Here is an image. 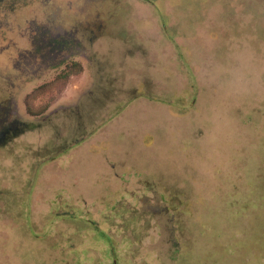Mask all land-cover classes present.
<instances>
[{
    "label": "rangeland",
    "instance_id": "374dc122",
    "mask_svg": "<svg viewBox=\"0 0 264 264\" xmlns=\"http://www.w3.org/2000/svg\"><path fill=\"white\" fill-rule=\"evenodd\" d=\"M254 3L0 0V264H264Z\"/></svg>",
    "mask_w": 264,
    "mask_h": 264
},
{
    "label": "flooded vegetation",
    "instance_id": "af4514ba",
    "mask_svg": "<svg viewBox=\"0 0 264 264\" xmlns=\"http://www.w3.org/2000/svg\"><path fill=\"white\" fill-rule=\"evenodd\" d=\"M216 1V0H215ZM257 4H258V6L262 3V2H264V0H254ZM256 3H254L255 5H256ZM216 6V5H215ZM254 6V5H253ZM257 6V7H258ZM3 136V135H2Z\"/></svg>",
    "mask_w": 264,
    "mask_h": 264
}]
</instances>
